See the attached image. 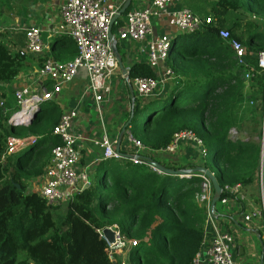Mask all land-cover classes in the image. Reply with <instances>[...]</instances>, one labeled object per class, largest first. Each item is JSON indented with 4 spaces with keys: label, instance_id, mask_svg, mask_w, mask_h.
<instances>
[{
    "label": "trees",
    "instance_id": "trees-1",
    "mask_svg": "<svg viewBox=\"0 0 264 264\" xmlns=\"http://www.w3.org/2000/svg\"><path fill=\"white\" fill-rule=\"evenodd\" d=\"M10 1L0 0V15L3 8L10 10ZM186 3L182 7L203 17L211 15L212 22L193 34L179 35L161 68L173 74L165 96L139 100L133 92L125 114L124 133L128 131L144 147L138 154L143 163H133L128 157L132 150L120 146L118 158L92 167L88 187L56 206L29 191L28 185L44 174L51 151L60 145L52 130L61 110L51 102L47 112L41 110L28 123L8 124L15 102L7 87L22 74L30 56L11 52L6 36H0V264H192L206 223V209L197 199L202 181L150 168V163L172 171L198 167L155 156L181 132H191L206 152H214L213 161L203 159L208 153L203 156L201 167L220 187L221 199L229 196L225 188L252 187L257 192L252 203L260 207V189L264 201V73L257 68V56L264 50V0ZM120 23L118 19L113 24L112 34ZM221 29L228 31L227 40L218 36ZM63 38L66 49L54 58L71 60L75 46ZM233 41L244 49V66L230 47ZM113 51L120 56L117 43ZM45 60L39 59L38 67ZM156 77L145 63L128 70L130 81ZM6 138L38 142L6 156ZM123 138L124 134V145ZM63 207V214H58ZM112 227H117L125 244L118 253L100 236Z\"/></svg>",
    "mask_w": 264,
    "mask_h": 264
},
{
    "label": "built area",
    "instance_id": "built-area-1",
    "mask_svg": "<svg viewBox=\"0 0 264 264\" xmlns=\"http://www.w3.org/2000/svg\"><path fill=\"white\" fill-rule=\"evenodd\" d=\"M182 1L148 0L146 6L127 10L119 18L123 25L117 30L116 36H113L115 43L138 44L141 54L145 57V64L157 76L155 79H133L130 81L128 72L119 73L121 81L132 88L139 100L154 97L158 89L163 88L173 79L170 70L166 68L161 70L168 54L176 47V41L180 40V36H174L170 39L171 33L193 34L205 24L210 23L208 18L203 19L185 7L171 8ZM124 2L125 0H63L60 9L61 25L57 33L60 34L58 36L72 40L76 55L73 59L65 62L46 58L36 71L35 79L31 84L13 92L15 110L7 120L9 125H24L41 110L47 112L49 104L57 101L67 85L74 81L81 71L86 75V87L81 93L82 99L80 101L84 100L86 96L91 98L100 116L101 105L110 102L113 96L111 78L119 70L113 51L114 44L108 39L109 25ZM162 17L166 19L169 33L163 36H155L153 22ZM5 31V28L0 27V36ZM24 36L25 44L16 53L21 57H33L41 54L44 44L40 29L32 26L24 31ZM218 36L227 40L229 33L221 29ZM230 47L238 64L244 66V49L241 44L233 41ZM257 68L264 73V50L257 56ZM245 78L248 79L249 74H246ZM2 105L3 102H0V107ZM45 106L48 110H44ZM78 121H80L79 111L77 109L68 110L61 113L52 130V136L59 139L60 145L51 151L49 166L42 175L43 183L36 191L40 198L49 205L56 206L68 202L89 186L93 166L81 165L80 145L85 139L75 125ZM230 133L233 134L234 131L232 130ZM123 139L127 140L133 156H138L144 149L138 141L131 137L128 131L124 133ZM185 140L198 146L203 156L206 155L207 152L202 148L201 142L191 132H181L174 135L171 144L162 153L172 151L177 143ZM37 142L38 139L35 138L23 141L6 138L5 155L20 153L23 149L33 146ZM89 144L102 151L99 162L119 157L115 150L117 139H111L105 130L91 138ZM139 159L131 160L135 164H142L143 161ZM150 168L157 171L151 166ZM195 176L202 181L201 194L197 199L206 209V223L202 249L196 254L192 264H255L256 262L264 264V201L261 189V205L257 207L252 202L247 201L249 203L247 204L244 199L243 188L240 185L225 188L229 196L220 198L218 203L221 209L226 212L223 216L215 217L214 209L210 211V203L213 197L212 186L205 176L200 174ZM225 217L229 218L224 219ZM240 220L255 233L263 247L260 257L250 254V261H246L243 249H240L245 247L242 241L239 242ZM109 230L114 233L112 244L104 239L102 232L100 236L107 243L109 249L115 252L116 247L120 245L124 247L125 244L120 239L117 227L109 228ZM240 250H242V254H240ZM240 259H243V262H240Z\"/></svg>",
    "mask_w": 264,
    "mask_h": 264
},
{
    "label": "crops",
    "instance_id": "crops-1",
    "mask_svg": "<svg viewBox=\"0 0 264 264\" xmlns=\"http://www.w3.org/2000/svg\"><path fill=\"white\" fill-rule=\"evenodd\" d=\"M62 4L63 0H11L9 6L10 10L8 11L6 8L1 10L0 27L6 29L5 33L2 35L6 36V45L11 52L16 53L23 47L24 31L32 26L40 29L42 42L44 44L41 54L29 57L25 61L22 74L7 87L9 90H12V86L20 87L24 85L25 87L31 84V82L35 79L36 71L39 69L38 63L41 58H53L55 61L59 62L70 60L66 56H62V58L59 59L54 58V55L58 51L66 49V46L64 45L65 43H63L65 42V38L62 36L58 37L60 34L57 33L61 25L60 9ZM147 4L148 0H132L129 10L144 7ZM186 5L187 3L185 0L171 8L177 9ZM200 17L203 19L208 18L210 23L212 22L211 15L207 17ZM4 23H6V25ZM122 25L123 22L121 21L120 26L113 33L114 37L117 34V30L120 29ZM153 31L155 36H163L164 34L169 33L166 19L164 17L153 22ZM178 41H176V44ZM116 43L119 48L121 64L124 69L129 70L136 64L146 63L145 57L141 54L138 44ZM119 73L122 74L121 69H119L118 72H116L111 78L113 96L110 99V102L101 105L100 116L98 115L95 109V104L91 98L86 96L84 100L80 101L82 99L81 93L86 87V75L83 71L79 73L78 77L75 78L74 81L67 85L55 102V104L60 108L61 113L71 109H77L79 111L80 121H78L75 125L78 127L79 132L85 139V141L83 140L80 145L83 162L81 163L83 166H94L99 162L102 155V151L99 148L92 147L89 144V140L95 135L101 134L102 130H105L111 139H118L125 119V114H127L130 109V89L129 86H126L121 81ZM197 152H199V149ZM196 165L201 164L196 163ZM43 180V176L38 177L28 185V190L36 192L43 183ZM224 212L226 211L219 210L214 207L215 217L223 216ZM240 241H242V239L239 234V242ZM247 246L245 245V247L243 246L240 248L243 249L246 261H250L251 259V256L247 251H249L250 254L252 253L255 257L261 256V254L259 255L256 251L252 252L253 249H251L249 245ZM240 262H243V259H240ZM255 264L259 263L256 262Z\"/></svg>",
    "mask_w": 264,
    "mask_h": 264
},
{
    "label": "rangeland",
    "instance_id": "rangeland-1",
    "mask_svg": "<svg viewBox=\"0 0 264 264\" xmlns=\"http://www.w3.org/2000/svg\"><path fill=\"white\" fill-rule=\"evenodd\" d=\"M4 24L6 25V23H4ZM0 25H1V23H0ZM58 37H61V36H58ZM170 83H171V81H169L168 84L164 85L163 88L158 89V91L156 92L154 97L158 98V97L165 96L167 88H168V86H170ZM23 87H24V85L20 86V87H13L12 86L11 89H12V92H14L17 89H20V88H23ZM45 109L48 110L47 106L44 107V110ZM95 113H96V111H95ZM124 141H125L124 142V150L129 152V153H131V148L128 145L127 140H124ZM198 149H199L198 146H196L193 143L185 140V141H181V142L177 143L173 147L172 151H165V152L159 153V154H157L155 156L159 160H163V161L170 162V163L173 162V164L175 163V165L176 164L177 165H182V164H185V165L195 164L196 165V163L202 164L203 159L205 161L207 160L208 162L209 161H213V154H214L213 151L207 152L208 154L205 156V158H203V154L200 151L197 152ZM82 163H81V165L83 166ZM198 167H201V165H198ZM184 169H188V168H184ZM243 193L245 195L244 199L246 200V202L248 201L249 203L252 202L251 199H253V197L257 194V192L255 193L253 191L252 187L243 189ZM248 202H247V204H249ZM215 206H216V209L222 210L218 202L216 203ZM63 210H64V207L60 211H58L57 213L62 215L63 214ZM236 228H238V227H236ZM240 228H241L240 235H241L242 242L246 246L249 245L250 248L253 249V251L251 250L252 252L256 251L260 255L261 252H262V248L263 247L260 245L255 233L252 232L248 228V225H246L243 222H241V220H240ZM247 247H246V249H247ZM121 248H123V245H120V246L116 247L115 252L118 253ZM247 252L250 255V252L249 251H247ZM263 263H264V260H263Z\"/></svg>",
    "mask_w": 264,
    "mask_h": 264
},
{
    "label": "water",
    "instance_id": "water-1",
    "mask_svg": "<svg viewBox=\"0 0 264 264\" xmlns=\"http://www.w3.org/2000/svg\"><path fill=\"white\" fill-rule=\"evenodd\" d=\"M131 2H132V0H125V2L123 4V6L121 7V9L118 11V13L113 17V19L110 22L109 31H108V39L111 42H113L114 45L116 43H115L113 34L111 33L112 26L129 9V7L131 5ZM179 35L180 34H178V33H173V34L171 33L170 39H172L174 36H179ZM114 54L116 56V60H117L119 69H121V71H122L123 74L127 73L128 70H126V69H124L122 67L121 60H120V56L117 54V52H114ZM129 89H130V95L133 96L132 88L129 87ZM124 131H125V126H123L121 128L120 134H119L118 139H117L116 148H115L116 153L119 156H120V153H119V151H120V143H121V138H122V135L124 134ZM263 152H264V149H263ZM128 157L130 159H138L139 158L138 156H133V155L128 156ZM150 166L153 167V168H155L157 171H159L161 173H164L166 175L178 176L180 178H182V177L188 178L190 176H195L196 174H201V175L205 176L210 181V183L212 185V189H213V197H212L211 203H210V211H213L214 206L216 205V203L220 199L221 189L217 185V183L215 182L213 176L208 171H206L203 167H194L192 169H184V170H179V171H172V170H167V169L161 167L160 165H158L156 163H150ZM102 235H103L104 239L109 244H112L113 243V241H114V233L111 230H109V229L103 230L102 231ZM240 254H242V250H240Z\"/></svg>",
    "mask_w": 264,
    "mask_h": 264
}]
</instances>
